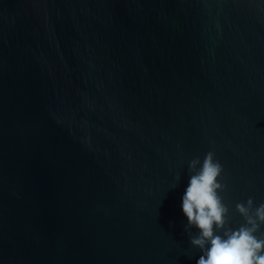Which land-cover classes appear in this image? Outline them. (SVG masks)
Masks as SVG:
<instances>
[{"label": "water", "instance_id": "95a60500", "mask_svg": "<svg viewBox=\"0 0 264 264\" xmlns=\"http://www.w3.org/2000/svg\"><path fill=\"white\" fill-rule=\"evenodd\" d=\"M209 151L238 228L264 203V0H0V264H197Z\"/></svg>", "mask_w": 264, "mask_h": 264}, {"label": "clouds", "instance_id": "9594fccd", "mask_svg": "<svg viewBox=\"0 0 264 264\" xmlns=\"http://www.w3.org/2000/svg\"><path fill=\"white\" fill-rule=\"evenodd\" d=\"M188 167L194 174L182 197V210L188 220L185 230H199L190 240L202 251L197 264H264V239L257 235L264 226V203L255 206L252 197L246 204L237 203L245 223L234 229L228 223L229 207L218 192L226 185L218 179L224 169L215 151L207 152L202 163L199 157L191 159Z\"/></svg>", "mask_w": 264, "mask_h": 264}]
</instances>
